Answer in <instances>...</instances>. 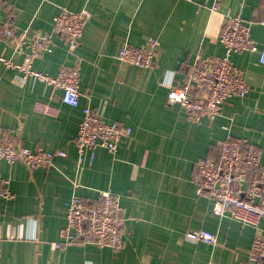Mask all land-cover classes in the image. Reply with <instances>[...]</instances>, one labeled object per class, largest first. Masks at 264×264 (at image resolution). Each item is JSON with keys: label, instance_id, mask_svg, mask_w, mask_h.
Returning a JSON list of instances; mask_svg holds the SVG:
<instances>
[{"label": "crops", "instance_id": "1", "mask_svg": "<svg viewBox=\"0 0 264 264\" xmlns=\"http://www.w3.org/2000/svg\"><path fill=\"white\" fill-rule=\"evenodd\" d=\"M0 0V25L52 33L62 9L88 14L76 49L52 34L53 50L33 63L56 76L79 65L78 107L64 104L61 90L28 79L0 61V129L16 133L31 150H63L52 166L29 169L0 159L11 199L0 198V264H264L252 261L253 227L216 217L212 202L198 195L193 174L200 158H219L227 136L261 149L264 165V65L259 52L234 53L231 60L249 86L248 94L227 98L214 119L189 121L179 105H169L168 83L185 82L186 65L223 55L219 41L224 17L239 15L250 38L264 51V0ZM158 42L154 61L140 68L121 61L122 47ZM0 57L20 63L0 40ZM203 60V61H204ZM205 64L210 62H205ZM197 93L192 89L191 95ZM106 122L131 128L115 152L86 151L78 161L75 138L82 108ZM245 148V147H244ZM77 185V186H75ZM110 191L123 210L119 248L96 244L54 246L66 225L65 203L74 195L96 202ZM23 225L21 239H6V224ZM258 228L264 233V220ZM207 230L213 244L189 235Z\"/></svg>", "mask_w": 264, "mask_h": 264}, {"label": "built area", "instance_id": "2", "mask_svg": "<svg viewBox=\"0 0 264 264\" xmlns=\"http://www.w3.org/2000/svg\"><path fill=\"white\" fill-rule=\"evenodd\" d=\"M222 1L212 0L210 11H219ZM87 17L85 11L62 9L52 19V33L29 29L19 31L11 25H0V40L13 53L24 56L20 63L3 57H0V61L19 72L18 83L24 84L28 79L46 83L61 90L60 99L64 104L78 107V64L62 67L56 76H51L35 70L33 63L43 54L52 52V34L64 39L71 49H76ZM249 35L250 25L245 24L239 15L226 14L219 37L223 55L214 61H205L197 54L191 64L186 65L185 82L181 86L168 83L167 103L181 106L189 121H197L217 117L227 98L245 97L249 86L240 69L232 62L231 56L234 53L259 52L260 61L264 65V51L259 50ZM157 46L155 39H149L141 47L126 45L120 49L118 57L130 65L149 68L153 64ZM203 60L210 63L205 64ZM192 89L197 93L195 96L191 95ZM131 132L129 126L106 122L91 108L83 107L74 142L78 161H82L86 151L91 153V161L99 148L115 152L121 139L130 136ZM261 155V149L257 145L227 136L219 143L218 160L210 157L198 159L193 174L198 195L212 202V212L216 217H229L241 225L255 229L256 234L249 250V257L255 262L264 261V233L258 228L260 221L264 220V165L261 163ZM65 156L63 150H31L21 144L16 133L0 129V159L8 164L21 163L29 169L48 168L57 158ZM8 183L6 178L0 177V198L13 197L8 191ZM65 207L66 225L60 232L61 241L54 244L56 248L65 244L88 243L100 247H120L125 218L118 200L110 191H101L96 202L85 201L74 195L65 203ZM3 234L6 239H21L23 225L14 227L8 223ZM189 236L210 244L216 242V235L207 230H200Z\"/></svg>", "mask_w": 264, "mask_h": 264}]
</instances>
